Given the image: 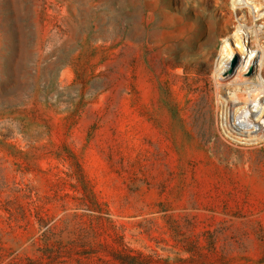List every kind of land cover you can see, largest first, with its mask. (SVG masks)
I'll use <instances>...</instances> for the list:
<instances>
[{
	"label": "rangeland",
	"instance_id": "374dc122",
	"mask_svg": "<svg viewBox=\"0 0 264 264\" xmlns=\"http://www.w3.org/2000/svg\"><path fill=\"white\" fill-rule=\"evenodd\" d=\"M241 4L0 0V264H52L43 223L53 264H264V139L224 129L239 57L215 73L241 27L264 82V0Z\"/></svg>",
	"mask_w": 264,
	"mask_h": 264
},
{
	"label": "bare ground",
	"instance_id": "6f19581e",
	"mask_svg": "<svg viewBox=\"0 0 264 264\" xmlns=\"http://www.w3.org/2000/svg\"><path fill=\"white\" fill-rule=\"evenodd\" d=\"M243 1L246 0H231L233 10L238 12ZM253 7L257 9L256 5ZM260 16L264 18V13ZM241 30V27H238L231 41L226 40L222 51L223 59L215 70L216 75L223 78V74L230 69L231 61L239 57L233 75L224 79L222 84L217 82L219 87L225 86L232 93L230 98L226 97L222 101V121L227 126H224L226 130L232 120L236 135L242 136L246 143H251L253 139L260 142L264 139V126L259 125L260 122L264 123V82L256 83L244 77L248 72L257 69L258 64L255 53L249 52L247 38ZM261 63L259 61L258 67L262 66ZM219 93L218 90L217 94Z\"/></svg>",
	"mask_w": 264,
	"mask_h": 264
},
{
	"label": "trees",
	"instance_id": "16d2710c",
	"mask_svg": "<svg viewBox=\"0 0 264 264\" xmlns=\"http://www.w3.org/2000/svg\"><path fill=\"white\" fill-rule=\"evenodd\" d=\"M82 181L84 183L85 181L84 177H82ZM81 199L83 201V204H85V206H88L89 209L102 215L101 204L98 201L92 188L89 186L88 182L86 183V185L83 184ZM43 229L44 232L42 234L41 241L45 242L46 244V250L44 249L43 257L47 258L48 261L53 264L58 259H61L63 255V248L67 242L64 243L65 241L63 240V238L60 237V235L56 236V234L53 233L54 228L49 227L48 223L47 224L43 223V225L41 226V230L43 231ZM75 229L77 230V227ZM75 231L70 234V237H72V239L69 242H71L73 239H76L71 242L73 245H75L76 244L75 242L78 240V235L76 234ZM55 238L58 239V241L55 242V244L58 246V250L57 251L50 250L51 252H49L47 249L49 247H53L52 245H50V243L54 241ZM112 257L117 264H152L149 260L145 259L144 257L138 254H132L131 252L123 248L121 250H118L116 253L112 254Z\"/></svg>",
	"mask_w": 264,
	"mask_h": 264
},
{
	"label": "water",
	"instance_id": "95a60500",
	"mask_svg": "<svg viewBox=\"0 0 264 264\" xmlns=\"http://www.w3.org/2000/svg\"><path fill=\"white\" fill-rule=\"evenodd\" d=\"M235 65H236V62H234V64H233V66H232V68H231V70H229L228 72H227V74H232L233 73V70H234V67H235Z\"/></svg>",
	"mask_w": 264,
	"mask_h": 264
}]
</instances>
